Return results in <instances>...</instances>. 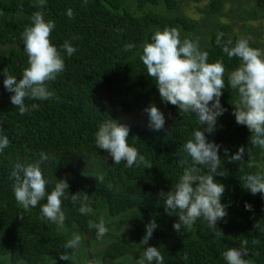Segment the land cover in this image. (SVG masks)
Returning <instances> with one entry per match:
<instances>
[{"label": "trees", "instance_id": "16d2710c", "mask_svg": "<svg viewBox=\"0 0 264 264\" xmlns=\"http://www.w3.org/2000/svg\"><path fill=\"white\" fill-rule=\"evenodd\" d=\"M224 2L87 0L85 4L84 0H47L42 11L46 19L55 21L52 43L59 48L69 40L77 51L69 57L61 48L65 69L49 85L54 98L26 99V105L36 103L39 108L21 115L10 102L12 93L4 88V72L18 79L22 76L27 67L22 32L33 13L41 9L35 7L37 0H0V135L10 140L0 153V264H90L87 236L92 238L89 246L94 264H138L142 252L138 245L152 219L158 227L145 247H158L164 264H226L222 253L244 241L248 251L244 258L249 264H264V196L243 187L246 175L264 170V149L250 143L251 133L236 124L232 114L238 95L228 85V73L241 62L229 58L223 49L234 46L240 37L232 33L230 24L219 22ZM183 3L203 6L200 12L205 32L201 41L198 22L182 12ZM229 3L239 7L234 11L246 31H253L252 23L264 18V0ZM69 8L72 18L67 16ZM165 26L178 27L182 37L198 40L200 49L209 54L208 61L222 59L226 68L220 98L226 111L218 117L216 130L206 133L210 141L221 145L222 175L215 180L226 186L221 202L230 205L227 217L216 227L199 218L191 230L182 226L181 232L175 231L173 224L178 217L165 211L164 197L159 196L161 191L171 190L189 166L181 163L186 158L183 144L202 127L195 114L162 102L140 59L143 44ZM129 44L135 47L125 50ZM251 46L259 47L253 42ZM151 103L165 114L163 131L147 127L143 109ZM111 118L130 125L128 143L153 165L151 168L127 167L123 161L114 164L109 154L97 147L98 127ZM240 146L246 150L244 161L230 162L225 149L230 156ZM41 152L49 156L43 165L50 181L47 191L50 193L57 180L66 179L69 184L62 200L63 227L42 217L40 205L46 198L28 212L14 198L9 178L12 166L17 161H35ZM199 167L205 174L204 166ZM73 194L78 196L75 201ZM85 194L94 210L88 215L79 211ZM246 203L251 211L245 209ZM101 217L108 232L97 237V229L90 228L89 221L98 223ZM74 232L81 236L78 250L65 249ZM65 254L70 257L67 261L60 259Z\"/></svg>", "mask_w": 264, "mask_h": 264}, {"label": "clouds", "instance_id": "9594fccd", "mask_svg": "<svg viewBox=\"0 0 264 264\" xmlns=\"http://www.w3.org/2000/svg\"><path fill=\"white\" fill-rule=\"evenodd\" d=\"M46 3L47 0H37L35 7L41 10L33 13L31 23L22 32L27 55V67L22 76L18 79L15 75L4 72V88L12 93L10 102L18 108L21 115L39 108L36 103L30 107L26 105V99L46 101L54 98L55 93L50 90L49 85L65 69L61 48L69 57L77 51L69 40H65L59 48L52 43L50 37L56 25L54 20L46 19L42 11ZM67 16L73 17L71 8L67 10ZM228 44L232 45L233 41L229 40ZM133 47L135 46L132 44L126 45L125 50ZM223 51L229 58H239L241 62L239 67L228 73V85L238 95L232 113L235 122L249 130L252 145L264 149V48L252 47L251 38L242 36L235 41L234 46H225ZM208 55L207 51L200 49L198 40L182 37L178 27L169 26L162 30L156 29L150 41L143 44L140 55L146 66L147 76L155 81L162 102L177 106L185 113L195 114L202 125L183 144L186 158L181 163L189 166L184 168L171 190L159 193L160 197H164L165 211L178 217V221L173 224V229L177 232H181L182 226L191 230L199 218L206 220L210 227H216L218 221L227 217V208L230 206L221 202L226 186L215 180V176L222 175L219 171L222 163L219 155L221 145L210 141L206 136V133L210 135L216 130L218 117L226 111L220 101L225 89L226 68L222 59L210 63ZM143 111L147 113V127L150 130H165V114L155 103L149 104ZM129 133L130 125L111 118L99 125L95 143L99 149L109 154L114 164L123 161L127 167L144 165L145 168H151L153 165L136 147L128 143ZM9 144L8 136L0 135V153ZM245 153L244 146H240L230 156L228 149H225V156L229 161L238 164L244 161ZM48 161L49 156L44 152L35 161H17L12 166L9 178L13 181L14 198L25 212L37 207L46 198V203L40 205L42 217L63 227L66 216L62 200L69 184L66 179L57 180L50 193L47 191L50 181L44 175L43 165ZM199 166H204L205 174H201ZM243 180V187L251 194L259 193L264 196V170L248 174ZM77 198V194L72 195L73 201ZM83 201L80 213H93L94 210L87 203L88 195L85 194ZM245 209L251 211L252 207L246 203ZM177 212L178 215L175 214ZM89 227L97 229V237L108 232L103 217L98 223L89 221ZM157 227L155 219L145 225V235L138 245L142 248L138 264H164V256L158 247H145ZM80 242L81 236L74 232L64 248L78 250ZM245 244L246 241L240 247H229L222 253L226 264H249V260L244 258L248 255ZM69 258L67 254L60 256L65 261Z\"/></svg>", "mask_w": 264, "mask_h": 264}, {"label": "rangeland", "instance_id": "374dc122", "mask_svg": "<svg viewBox=\"0 0 264 264\" xmlns=\"http://www.w3.org/2000/svg\"><path fill=\"white\" fill-rule=\"evenodd\" d=\"M230 0H225L224 9L222 14L220 15V21L226 24H230L232 29V33L237 34L238 37H250L251 42L259 45V48H264V18L259 20L256 23H252L253 31H246L242 28V22L239 20L238 16L235 13V9L239 7H234L231 5ZM182 12L192 20L198 22L199 29L197 31L198 37L200 41L202 39V35L205 32L203 28L204 22L202 21L204 15L200 12L203 6L201 4H192V3H183ZM251 24V23H250ZM2 48V46H0Z\"/></svg>", "mask_w": 264, "mask_h": 264}, {"label": "water", "instance_id": "95a60500", "mask_svg": "<svg viewBox=\"0 0 264 264\" xmlns=\"http://www.w3.org/2000/svg\"><path fill=\"white\" fill-rule=\"evenodd\" d=\"M92 239L91 237L87 236L85 237V249H86V256L89 260L90 264H94L91 253H90V246H89V240Z\"/></svg>", "mask_w": 264, "mask_h": 264}, {"label": "flooded vegetation", "instance_id": "af4514ba", "mask_svg": "<svg viewBox=\"0 0 264 264\" xmlns=\"http://www.w3.org/2000/svg\"><path fill=\"white\" fill-rule=\"evenodd\" d=\"M100 249H101V247H100ZM94 251V250H93Z\"/></svg>", "mask_w": 264, "mask_h": 264}]
</instances>
